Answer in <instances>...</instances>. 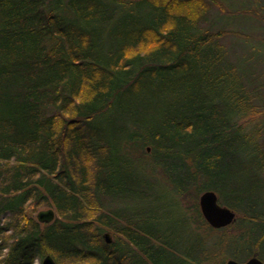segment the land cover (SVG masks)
<instances>
[{
    "label": "trees",
    "instance_id": "16d2710c",
    "mask_svg": "<svg viewBox=\"0 0 264 264\" xmlns=\"http://www.w3.org/2000/svg\"><path fill=\"white\" fill-rule=\"evenodd\" d=\"M214 2L0 0V264H224L144 208L114 205L138 195L229 229L203 216L208 189L255 227L240 239L262 259L264 120L248 117L264 110V73L246 63L261 45L233 58L222 38L242 34L200 24ZM133 154L156 157L163 180L135 172ZM42 205L58 212L50 223Z\"/></svg>",
    "mask_w": 264,
    "mask_h": 264
},
{
    "label": "rangeland",
    "instance_id": "374dc122",
    "mask_svg": "<svg viewBox=\"0 0 264 264\" xmlns=\"http://www.w3.org/2000/svg\"><path fill=\"white\" fill-rule=\"evenodd\" d=\"M214 4L210 7V11L207 12L206 17L201 21V26L204 28H212V29H219V26H222L223 24H226L227 28L234 29L237 32H240L242 35L243 33H246V35L250 36L249 39H245L242 37V35L239 34H229L222 38V41L227 43L229 47L235 48L236 52L233 53V58L238 57L237 52L239 54H245L249 55L252 51L251 46L254 44L261 45V51H258L257 53H254L253 56L250 55L246 59V63L248 66H252L254 64L255 69H259L258 72L264 73V61L261 62L259 59H261V55L264 57V0H215ZM181 7H178L180 10ZM245 10L246 14H244L241 10ZM229 11H234L232 14L229 13ZM196 12V13H195ZM197 14V9H194V15ZM230 14V15H229ZM229 15V17H228ZM252 40V41H251ZM257 45V46H258ZM259 53V54H258ZM252 56V58H251ZM254 57V58H253ZM245 60V59H244ZM264 60V59H263ZM252 64V65H251ZM260 64V65H259ZM264 99V95H263ZM256 117L259 120H264V110H262L260 113H257L255 115H249L248 118ZM246 120V119H244ZM244 120H241L245 122ZM248 120V119H247ZM121 124H125L121 118L118 119V122L116 123L115 127L118 128ZM118 141L123 140V136H119V138H116ZM147 146V145H146ZM148 147V152H151L152 147ZM151 147V148H150ZM125 150V149H124ZM123 150V151H124ZM121 151V152H123ZM135 157L133 158V168L134 171L139 173L141 176H146L148 178H151L152 180H156L157 178L160 180H163L164 174L162 172V168L159 167L158 159L154 156L147 159L146 163H143L140 159L136 157L135 154H133ZM146 165V166H145ZM125 167V166H123ZM264 177V172H263ZM160 191V189L158 190ZM130 198H136L135 200L131 199L132 201H126V202H119L114 203V205H126L129 207H137L140 206L141 208H144L145 211L149 216L148 219H150L151 222L154 221V218H160L163 221V228L167 229L169 226L175 228L174 236L178 241V237L186 238L185 242H181V244H184L185 246H200L206 245L209 248V251L216 253V251L220 250V254L222 255V261H228L230 258H234L232 254L234 252L241 253L239 258H234L239 261H246L247 259L251 258L255 254L259 256L260 248L253 249L254 251L249 255L245 254L246 251H244V246L242 242L244 243L246 239L241 240L240 238H244L241 234L246 232H249V236L251 241L253 238H256L257 236H254V228L251 227V224L248 228L242 227L243 223L240 221L237 217V219L234 221V225L222 229V230H208L205 232L207 227L197 225L190 226V223H187V221H181L180 219L173 218L171 216L172 212L176 210V208H182L183 206L180 204L178 205H170L165 204L164 202H153L149 203V200L147 201L146 198L139 197L138 195L130 196ZM108 203H112V201H107ZM191 210L193 209V201H187L185 202ZM52 208L55 211V217L58 215L57 210L54 206H47L42 205L40 208L34 213L35 217L37 213L40 210L43 209H49ZM108 207L106 208V210ZM188 224V226H187ZM195 224V223H194ZM226 227V226H225ZM214 228V227H213ZM223 228V227H221ZM191 230V231H188ZM249 230V231H248ZM254 230V231H253ZM257 232V231H256ZM104 238L107 241V238L105 235H108V238L111 242L115 239V231H112L111 229H107L104 231ZM249 241V238H247ZM261 240V239H260ZM249 241V242H251ZM261 243V241H260ZM245 245V244H244ZM264 249V248H263ZM195 251L197 249L195 248ZM244 251V252H243ZM212 253V254H213ZM217 255V254H216ZM262 260L264 261V255H261ZM216 260H219L216 256ZM224 263V264H225ZM34 264H41V260L37 259Z\"/></svg>",
    "mask_w": 264,
    "mask_h": 264
},
{
    "label": "water",
    "instance_id": "95a60500",
    "mask_svg": "<svg viewBox=\"0 0 264 264\" xmlns=\"http://www.w3.org/2000/svg\"><path fill=\"white\" fill-rule=\"evenodd\" d=\"M199 206L207 222L214 228L225 227L237 219V213L231 207L220 203L216 191L208 189L199 196ZM37 219L42 223H50L55 218V211L52 208L40 210ZM110 241L108 235H105ZM41 264H58L51 254H46L41 258ZM225 264H264V261L257 254L247 259L239 261L234 258L228 259Z\"/></svg>",
    "mask_w": 264,
    "mask_h": 264
}]
</instances>
